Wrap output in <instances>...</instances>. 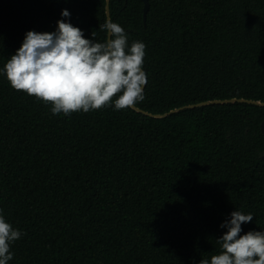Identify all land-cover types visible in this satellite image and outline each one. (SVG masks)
<instances>
[{"label":"trees","instance_id":"trees-1","mask_svg":"<svg viewBox=\"0 0 264 264\" xmlns=\"http://www.w3.org/2000/svg\"><path fill=\"white\" fill-rule=\"evenodd\" d=\"M106 0H0V67L62 9L104 42ZM110 0L146 45L151 114L204 101L264 102V0ZM115 99V97L113 98ZM264 108L235 103L154 119L105 106L68 116L0 76V209L22 232L9 264H199L219 225L264 230Z\"/></svg>","mask_w":264,"mask_h":264},{"label":"clouds","instance_id":"clouds-1","mask_svg":"<svg viewBox=\"0 0 264 264\" xmlns=\"http://www.w3.org/2000/svg\"><path fill=\"white\" fill-rule=\"evenodd\" d=\"M52 32L25 33L20 47L0 67V76L18 92L51 104L53 115L74 112L136 108L145 100L148 83L144 71L146 45L128 42V34L111 18L99 30L104 42L85 38L71 23V13L62 9ZM115 97V99H113ZM254 220L251 213L232 211L219 225L223 234L215 241L220 252L199 264H264V230L244 232L242 225ZM22 236L0 209V264H9L11 245Z\"/></svg>","mask_w":264,"mask_h":264},{"label":"water","instance_id":"water-1","mask_svg":"<svg viewBox=\"0 0 264 264\" xmlns=\"http://www.w3.org/2000/svg\"><path fill=\"white\" fill-rule=\"evenodd\" d=\"M142 2H143V21L145 22L146 14L149 10V3H148V0H142ZM109 3H110V0L105 1L106 19L110 18ZM235 103L249 104V105H254L257 107L264 108V102H261V101L232 98V99H225V100L204 101V102H200V103H196V104H191V105H187L184 107H180V108L170 110L169 112L164 113V114L147 113V112L142 111L141 109H139L137 107L133 108L132 110H134L135 112L140 113L144 116L150 117V118L163 119V118H166L170 115H173V114H176V113H179L181 111L188 110V109H196V108H201V107L210 106V105H224V104H235ZM261 132L264 135V124L263 123L261 125Z\"/></svg>","mask_w":264,"mask_h":264}]
</instances>
